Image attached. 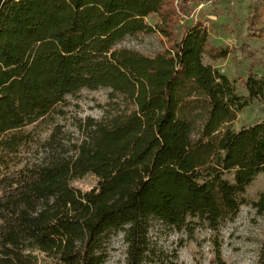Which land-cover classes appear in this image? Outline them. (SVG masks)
Wrapping results in <instances>:
<instances>
[{"label": "trees", "instance_id": "16d2710c", "mask_svg": "<svg viewBox=\"0 0 264 264\" xmlns=\"http://www.w3.org/2000/svg\"><path fill=\"white\" fill-rule=\"evenodd\" d=\"M200 3L214 0H0V264H109L120 235L125 264H156L157 233L215 236L244 206L264 214V191L248 197L264 174V120L234 128L264 100V78L249 73L244 97L205 65ZM141 34L162 50L118 47ZM99 89L109 103L79 121L80 139L27 131ZM35 144L40 155L23 158ZM89 175L92 188L73 185Z\"/></svg>", "mask_w": 264, "mask_h": 264}, {"label": "rangeland", "instance_id": "374dc122", "mask_svg": "<svg viewBox=\"0 0 264 264\" xmlns=\"http://www.w3.org/2000/svg\"><path fill=\"white\" fill-rule=\"evenodd\" d=\"M195 20L205 22L210 30V42L204 55L205 65L212 66L232 80L239 95L246 97L248 92L244 80L249 73L258 79L264 78V0H214L213 4L200 3L195 12ZM155 25L156 17L148 18ZM154 56L162 50V40L156 34H141L127 37L119 46ZM226 53L224 57L217 55ZM111 90H83L69 97L67 104L59 108L52 118L29 128L36 140L46 141L55 125H60L67 139L81 138L77 126L79 121L89 117L102 119L109 103ZM60 113V114H59ZM264 120V100L255 101L245 108L234 124L239 130ZM38 145L22 150L25 159H36L40 155ZM96 183L89 175L73 182V185L86 191ZM264 191V174H261L248 189V197L255 200ZM159 229L156 228V231ZM156 241L164 256L156 264H216L218 245L221 247V260L218 264H257L264 242V214H258L250 206H244L235 221L227 223L219 234L212 236L208 230L197 228L191 238L182 233L161 232L155 234ZM215 238V242L214 239ZM125 245L122 236L115 237L109 264H125ZM178 253V259L174 257Z\"/></svg>", "mask_w": 264, "mask_h": 264}]
</instances>
